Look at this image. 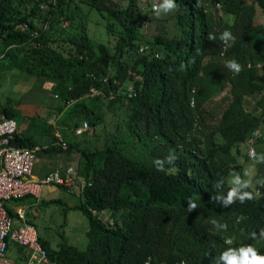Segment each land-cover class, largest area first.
<instances>
[{"label": "trees", "instance_id": "trees-1", "mask_svg": "<svg viewBox=\"0 0 264 264\" xmlns=\"http://www.w3.org/2000/svg\"><path fill=\"white\" fill-rule=\"evenodd\" d=\"M144 2L0 0V73L18 70L55 78L65 102L74 104L92 88L104 90L107 96L126 83L135 88L131 97L120 94L105 102L112 110L126 111L129 134H123L132 141L123 146L124 140L107 138L100 149L71 143L63 150L55 144L52 127L36 132L32 118L31 126L20 129L24 117L18 107L0 109L18 123L14 145L31 147L41 139L48 146L38 157L62 154L65 167L72 165L71 155L78 154L72 166L74 176L86 181L80 191L82 201L64 209H79L87 216V248L69 244L63 234L56 247L41 235L40 240L61 264H217L213 256L241 245H255L264 253V240L251 237L264 229V183L258 182L259 192L251 199L242 203L234 199L227 207L222 203L230 187L225 178L239 165L238 146L259 132L264 118V0H174L177 34L147 38L153 52L141 53L137 24ZM83 5L106 19L105 27L115 40L112 48L90 40ZM24 24L28 28L22 30ZM225 30L234 41L219 40ZM209 35L215 39L209 40ZM228 60L239 63L238 74L225 67ZM226 88L230 101L220 106L222 114L214 130L206 132V106ZM254 95L259 98L247 110L245 100ZM86 116H90L87 111ZM138 143L148 151L143 159L123 152L135 153ZM169 152L176 160L165 167H174V174L157 171L153 165V160ZM244 156L250 159L248 152ZM259 171V181H264V163ZM216 194H221L220 200L214 199ZM189 201L194 208L188 207ZM50 202L64 204L60 199ZM104 213L109 214L108 222L99 217ZM213 220L227 226L224 233ZM28 221L37 227L30 215ZM233 234L235 244H225Z\"/></svg>", "mask_w": 264, "mask_h": 264}, {"label": "rangeland", "instance_id": "rangeland-1", "mask_svg": "<svg viewBox=\"0 0 264 264\" xmlns=\"http://www.w3.org/2000/svg\"><path fill=\"white\" fill-rule=\"evenodd\" d=\"M143 9L141 10V20L137 24L138 34L142 36L139 41V48L145 43L147 38L155 34L169 33L172 35L177 34L176 16L178 9H172L166 14L157 15L153 12V5H159L160 0H144ZM126 2L123 3L125 6ZM83 11L87 17V34L94 44H107L113 47L115 40L112 35L108 34L105 27L106 19L100 13L90 8L88 5H83ZM209 18L214 21L215 14L209 10ZM226 21H232L231 16L220 13ZM154 18L152 22L147 19ZM118 27L116 26V29ZM163 32V33H162ZM151 46V45H150ZM138 48V50H139ZM112 70V68H111ZM113 73V70L111 71ZM59 81L52 77H40L28 75L18 70L5 71L0 73V109L5 105H14L18 107L21 116L24 117V123L20 129H24L30 125L31 119L35 118V124L32 128L36 132H43L46 127H52L55 136L60 133L61 136L70 145L76 144L80 148L86 149H100L105 146L107 138L114 140H124L125 143L121 146L132 141L128 135L129 129L128 117L124 107H116L110 109L105 102L106 98L102 97H85L78 103H66L63 96L59 92ZM229 96L227 100L224 98ZM259 95L249 96L245 100V108L252 110L254 103L258 100ZM230 101L229 89H224L221 93L217 94L208 104L205 116V131L209 132L214 130L221 117L222 111L220 106L226 107ZM86 111L89 117L86 116ZM91 111V112H90ZM210 113H213L210 114ZM88 122L89 128L81 135L75 134V128ZM31 126V125H30ZM120 128V132L116 129ZM259 139L254 144L257 154L264 153V124L259 128ZM123 133H128L124 135ZM218 143H222L220 136L216 137ZM43 147H47L48 143L39 140ZM138 143V148L135 153H130L127 149L123 152L134 159L141 160L147 155L148 151ZM240 154L237 156V168L230 171L225 181L228 184V177L230 173L239 174L243 179L244 171H249L250 175L249 186L240 188L241 192H249L252 196H256L259 192L257 184L261 178L259 165L255 159H245L244 154L249 150L250 144L248 142L241 143L239 146ZM72 165L78 160V154L71 155ZM42 163V160H40ZM82 182H86L82 180ZM80 189H64L57 185H46L43 189L40 200L34 205L35 214L33 221L37 225L39 234L50 242L52 247H56L62 241L61 235L63 234L66 241L78 247L80 250L87 248L89 238L87 231L89 230V221L86 215L79 209L65 210L66 206L74 207L81 203L82 197ZM60 199L64 204L51 203V200ZM29 201L21 203L27 204ZM100 219L104 222L109 221V214L104 213L99 215ZM112 222V221H111ZM109 222V223H111ZM264 230V229H263ZM220 231V230H219ZM224 233V231H222ZM228 239L232 240L235 244V235H229ZM254 240H261L259 233ZM10 257L15 260V254H10Z\"/></svg>", "mask_w": 264, "mask_h": 264}, {"label": "built area", "instance_id": "built-area-1", "mask_svg": "<svg viewBox=\"0 0 264 264\" xmlns=\"http://www.w3.org/2000/svg\"><path fill=\"white\" fill-rule=\"evenodd\" d=\"M28 28L27 24L21 29ZM48 28L46 23L43 27ZM139 52H153L148 44H142ZM158 57V53L154 52ZM108 77L104 78L107 82ZM135 95L133 84L126 83L117 92L105 93L99 88H92L86 97H102L112 99L116 95ZM89 128L88 122L75 128V134L81 135ZM18 133V123L15 119L0 113V264H61L53 260L40 240L37 227L28 221L29 215L35 214L34 205L40 200L42 189L46 185H57L64 188L82 190L85 182L74 176V167L69 165L50 171L42 179H34L33 172L38 155L46 149L41 145L19 147L13 144ZM259 132L254 131L249 138V149L254 150V144ZM55 144L63 150L68 149L67 141L56 133ZM249 151V150H248ZM254 159V158H250ZM26 199H33L30 205L24 206ZM96 213V211H94ZM15 254V260L10 254ZM185 264V263H182Z\"/></svg>", "mask_w": 264, "mask_h": 264}, {"label": "clouds", "instance_id": "clouds-1", "mask_svg": "<svg viewBox=\"0 0 264 264\" xmlns=\"http://www.w3.org/2000/svg\"><path fill=\"white\" fill-rule=\"evenodd\" d=\"M176 7L174 0H160L159 5H153V12L157 15L160 14H166L170 10L174 9ZM209 40L215 39L212 35L208 36ZM235 37L232 35V33L228 30L223 31L219 35V40L221 42H229L234 41ZM225 67H227L229 70H231L233 73H239L240 72V65L235 60H228L225 62ZM249 158H254L257 163H264V153L257 154L254 150L249 149L248 151ZM176 160V156L174 153L169 152V154L164 157L163 159L157 158L153 160V165L157 171L165 172V174H174L175 168L174 167H168L166 168L165 165L172 166L174 164V161ZM250 173L249 171H244V177L245 179L242 180L241 176L236 173H230L227 181L228 185H230L229 190L227 191L226 195H223L222 197V203L224 207H227L229 204H232L234 199L239 200L241 203L245 199H251L252 195L249 192H241L239 189L248 187L249 186V177ZM222 182V180L218 181L215 185V187H218L219 184ZM260 183H264V181H259ZM215 200L221 199V194H216L214 197ZM189 208H194L195 204L191 201L188 202ZM213 225L220 231H223L226 229V225L223 223H217L215 220L212 221ZM257 234L255 232L251 233V237L255 239ZM259 237L261 240H264V230H261L259 233ZM225 244L231 245L232 240L231 239H225ZM212 260L217 261V264H219L220 261L223 262V264H264V253L258 252V249L255 245H241L237 247H227L223 251L219 253L218 256H213Z\"/></svg>", "mask_w": 264, "mask_h": 264}, {"label": "crops", "instance_id": "crops-1", "mask_svg": "<svg viewBox=\"0 0 264 264\" xmlns=\"http://www.w3.org/2000/svg\"><path fill=\"white\" fill-rule=\"evenodd\" d=\"M40 160H42V163H40ZM66 163L67 159L62 154L55 155L54 157H49L47 155L39 156L35 163L33 177L34 179H42L50 171L55 170L57 168H64ZM26 201L29 202L27 204H23L24 206L30 205L33 202V199H26L24 202Z\"/></svg>", "mask_w": 264, "mask_h": 264}, {"label": "water", "instance_id": "water-1", "mask_svg": "<svg viewBox=\"0 0 264 264\" xmlns=\"http://www.w3.org/2000/svg\"><path fill=\"white\" fill-rule=\"evenodd\" d=\"M262 122H263V124H264V118H263V121H262Z\"/></svg>", "mask_w": 264, "mask_h": 264}]
</instances>
